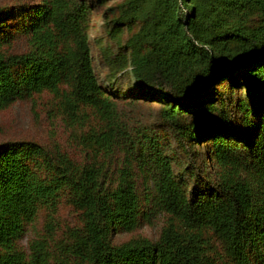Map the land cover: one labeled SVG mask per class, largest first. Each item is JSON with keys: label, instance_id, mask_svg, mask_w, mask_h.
<instances>
[{"label": "trees", "instance_id": "1", "mask_svg": "<svg viewBox=\"0 0 264 264\" xmlns=\"http://www.w3.org/2000/svg\"><path fill=\"white\" fill-rule=\"evenodd\" d=\"M42 97L46 141L0 137V264H264V0L0 4V114Z\"/></svg>", "mask_w": 264, "mask_h": 264}, {"label": "rangeland", "instance_id": "2", "mask_svg": "<svg viewBox=\"0 0 264 264\" xmlns=\"http://www.w3.org/2000/svg\"><path fill=\"white\" fill-rule=\"evenodd\" d=\"M13 1L15 0H0V4L8 5ZM91 24L90 38L92 55L94 56L99 75H103L105 66L102 64V60L99 56V48L95 43V37L99 35V24L95 19L91 21ZM19 47L20 46H18L17 49H19ZM106 85H108V82H106ZM48 101L46 97H42L37 100L35 105L30 102H20L2 112L0 114V137L4 139L27 137L46 141L47 135H49L50 132V127L44 116V108L48 105ZM37 114L40 115L39 118L36 117ZM56 131L62 133L61 128L56 129ZM59 213L61 215V221L72 220V215L68 207H62ZM157 228V226H145L138 230L136 234L140 233L154 237L157 234ZM128 236L129 235H124L123 239L128 238Z\"/></svg>", "mask_w": 264, "mask_h": 264}]
</instances>
